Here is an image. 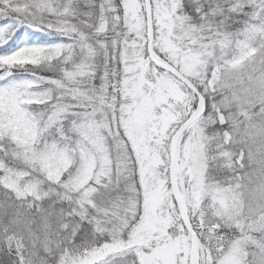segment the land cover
<instances>
[{
	"label": "snow or ice",
	"instance_id": "obj_1",
	"mask_svg": "<svg viewBox=\"0 0 264 264\" xmlns=\"http://www.w3.org/2000/svg\"><path fill=\"white\" fill-rule=\"evenodd\" d=\"M0 264H264V0H0Z\"/></svg>",
	"mask_w": 264,
	"mask_h": 264
}]
</instances>
